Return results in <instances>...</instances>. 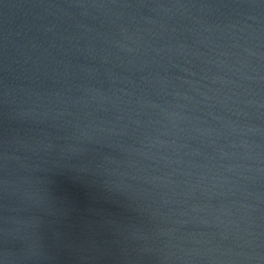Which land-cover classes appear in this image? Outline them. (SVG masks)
<instances>
[{
    "label": "water",
    "instance_id": "obj_1",
    "mask_svg": "<svg viewBox=\"0 0 264 264\" xmlns=\"http://www.w3.org/2000/svg\"><path fill=\"white\" fill-rule=\"evenodd\" d=\"M0 264H264V0H0Z\"/></svg>",
    "mask_w": 264,
    "mask_h": 264
}]
</instances>
